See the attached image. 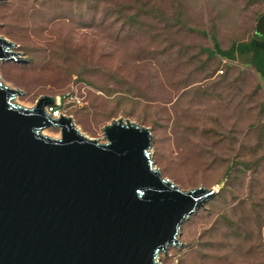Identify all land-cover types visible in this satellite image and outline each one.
Here are the masks:
<instances>
[{
    "label": "rangeland",
    "instance_id": "obj_1",
    "mask_svg": "<svg viewBox=\"0 0 264 264\" xmlns=\"http://www.w3.org/2000/svg\"><path fill=\"white\" fill-rule=\"evenodd\" d=\"M263 14L262 0H6L0 37L26 62L0 75L28 108L74 88L84 107L57 108L87 137L129 120L151 130L165 179L220 190L162 264H264V80L213 52L250 42Z\"/></svg>",
    "mask_w": 264,
    "mask_h": 264
},
{
    "label": "water",
    "instance_id": "obj_2",
    "mask_svg": "<svg viewBox=\"0 0 264 264\" xmlns=\"http://www.w3.org/2000/svg\"><path fill=\"white\" fill-rule=\"evenodd\" d=\"M16 49L0 37V62L25 63ZM19 95L0 75V264H162L183 224L220 193L165 179L148 128L120 118L101 142L49 112L57 96L28 108Z\"/></svg>",
    "mask_w": 264,
    "mask_h": 264
},
{
    "label": "trees",
    "instance_id": "obj_3",
    "mask_svg": "<svg viewBox=\"0 0 264 264\" xmlns=\"http://www.w3.org/2000/svg\"><path fill=\"white\" fill-rule=\"evenodd\" d=\"M213 52L229 61L236 60L238 56L248 57L255 71L264 80V36L255 34V37L250 42L233 44L226 51H223L215 41V50Z\"/></svg>",
    "mask_w": 264,
    "mask_h": 264
},
{
    "label": "built area",
    "instance_id": "obj_4",
    "mask_svg": "<svg viewBox=\"0 0 264 264\" xmlns=\"http://www.w3.org/2000/svg\"><path fill=\"white\" fill-rule=\"evenodd\" d=\"M58 98V107H66L69 103V101H73L74 103L77 104L79 107H84L85 101L84 98L79 96L71 90L70 92L65 93L64 95H59L57 96ZM58 108H48L49 112L54 113L56 116H60L59 113L61 110L57 111Z\"/></svg>",
    "mask_w": 264,
    "mask_h": 264
},
{
    "label": "bare ground",
    "instance_id": "obj_5",
    "mask_svg": "<svg viewBox=\"0 0 264 264\" xmlns=\"http://www.w3.org/2000/svg\"><path fill=\"white\" fill-rule=\"evenodd\" d=\"M59 115H60V113H59Z\"/></svg>",
    "mask_w": 264,
    "mask_h": 264
}]
</instances>
